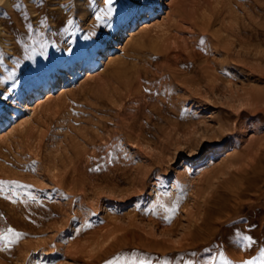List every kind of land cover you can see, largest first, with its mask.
Listing matches in <instances>:
<instances>
[{
	"label": "rangeland",
	"instance_id": "rangeland-1",
	"mask_svg": "<svg viewBox=\"0 0 264 264\" xmlns=\"http://www.w3.org/2000/svg\"><path fill=\"white\" fill-rule=\"evenodd\" d=\"M107 7L0 0V264H264V0Z\"/></svg>",
	"mask_w": 264,
	"mask_h": 264
},
{
	"label": "snow or ice",
	"instance_id": "snow-or-ice-1",
	"mask_svg": "<svg viewBox=\"0 0 264 264\" xmlns=\"http://www.w3.org/2000/svg\"><path fill=\"white\" fill-rule=\"evenodd\" d=\"M106 3L108 5V7L105 8V9H101V11L98 14H96V16H95V20L97 22L105 23L106 22V18L110 17L112 15L113 11H114L115 0H106ZM16 7L20 8V7H23V6L20 5V4H17ZM68 23H69V25L72 24L71 21H68ZM27 27H28L29 30H31V25L30 24ZM40 47H41V49H43L44 47H46V45L41 44ZM146 91H147V89H146ZM186 112H187V110H186ZM188 114L190 115V113H188ZM96 170H98V169H96ZM33 171H35V169H33ZM154 179H155V177H154ZM6 185H12V186H14L16 188H28V187H30L28 185L19 184L16 181H0V193H3L5 191V186ZM4 198L5 199H9L10 197L5 195ZM29 199L32 200V201H37L38 202L37 197L35 195L29 194ZM13 203H15V201H13ZM177 210L178 209L175 206L167 208L166 212L169 213V215H167L165 217V219L170 221L172 219V215L175 214ZM92 215H95V213H93ZM73 219H75V217ZM86 227L91 228L92 225L88 224ZM77 231H79V230H77ZM23 235H24L23 233L18 232V231L14 230V229H11V228L7 229L3 233H0V241L4 242L3 243V247H0V251L5 250V248H8V247H10L13 244L19 243L20 240L22 239ZM234 235H237L239 237L238 244L243 246V247H251L254 243H256V241H254V239L250 235H244L242 233H234ZM117 259H119V258H117ZM220 259L224 260L225 258L223 256H221ZM108 264H113V262L110 261V262H108ZM131 264H151V262L150 261H145V260H135V259H133L131 261ZM245 264H251V261H246Z\"/></svg>",
	"mask_w": 264,
	"mask_h": 264
},
{
	"label": "bare ground",
	"instance_id": "bare-ground-1",
	"mask_svg": "<svg viewBox=\"0 0 264 264\" xmlns=\"http://www.w3.org/2000/svg\"><path fill=\"white\" fill-rule=\"evenodd\" d=\"M149 19H151V17L149 16V14L146 16V18H145V21H147V20H149ZM113 47V46H112ZM114 49H116L115 47H113V48H111L110 49V51H112V50H114ZM111 53V52H110ZM104 54L105 53H101V54H99L96 58H94L93 59V61L88 65V67L90 68V69H92V68H96V67H98L101 63H102V60H101V58H102V56H104ZM111 55V54H110ZM109 55V56H110ZM108 56V57H109ZM190 57V56H189ZM188 59V58H187ZM193 59V58H192ZM192 59H190V61L192 60ZM184 62V61H183ZM199 69V68H198ZM93 70V69H92ZM83 71V70H82ZM82 71H80V70H78V71H74L73 72V74L75 75V76H79L81 73H82ZM137 73H138V75H139V77H140V74L142 73L141 72V70H137ZM146 73V75L148 74L147 73V71L145 72ZM197 73V72H196ZM195 77V76H194ZM139 79V78H138ZM186 82V81H185ZM65 84V81L63 80V85ZM53 85H54V83L52 82V83H48V84H45V85H43V86H41L39 89H37V90H35L34 92H32L29 96H27V97H25L23 100H21V101H19L18 102V104H17V106H16V110H15V113L16 114H19V113H21L23 110H26V109H28L29 108V104H34L36 101H37V99L39 98V97H41L47 90H49V89H52L53 88ZM64 87V86H63ZM136 90V89H135ZM133 92V91H132ZM129 93V92H128ZM131 93V92H130ZM136 93V92H135ZM164 104V103H163ZM149 107V106H148ZM155 107H157V106H155ZM155 107H154V111H152L153 113H154V115L155 116H158V118L160 119V121H161V119H162V117H165L166 115H169V113H168V111H167V109L166 110H162V109H160V108H156L155 109ZM153 108V107H152ZM151 108V109H152ZM146 109V108H145ZM256 111V110H255ZM150 117L148 116V119H149ZM157 119V118H156ZM148 121V120H147ZM152 121H153V119H152ZM155 127V126H154ZM148 129V128H147Z\"/></svg>",
	"mask_w": 264,
	"mask_h": 264
}]
</instances>
